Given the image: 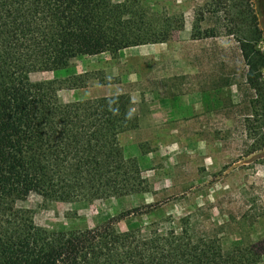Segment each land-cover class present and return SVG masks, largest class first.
<instances>
[{
  "label": "rangeland",
  "instance_id": "1",
  "mask_svg": "<svg viewBox=\"0 0 264 264\" xmlns=\"http://www.w3.org/2000/svg\"><path fill=\"white\" fill-rule=\"evenodd\" d=\"M246 2L262 31L259 47L264 50V0ZM141 3L163 25L172 21L165 42L78 56L63 68L23 71L9 80L35 83L84 76V86L61 84L56 91L60 103L128 95L130 122L119 143L140 168L142 191L75 200L32 192L0 198V207L51 231L92 228L139 207L146 212L114 227L120 232L136 229L142 236L179 229L182 217L189 216L192 229L218 235L226 255L241 250L248 264L262 262L264 110L246 82L247 66L236 36L230 34V2ZM262 77L264 81V70Z\"/></svg>",
  "mask_w": 264,
  "mask_h": 264
},
{
  "label": "trees",
  "instance_id": "2",
  "mask_svg": "<svg viewBox=\"0 0 264 264\" xmlns=\"http://www.w3.org/2000/svg\"><path fill=\"white\" fill-rule=\"evenodd\" d=\"M226 1L246 82L264 110L262 31L246 0ZM162 22L141 0H0V198L34 192L60 200L104 199L142 191L140 168L119 143L130 122L128 95L60 103L61 84L84 86V76L35 83L9 77L63 68L78 56L165 42L172 21ZM145 212L135 207L92 228L51 231L0 207V264L251 263L241 250L226 255L218 235L192 229L189 216L179 229L148 236L115 229Z\"/></svg>",
  "mask_w": 264,
  "mask_h": 264
},
{
  "label": "crops",
  "instance_id": "3",
  "mask_svg": "<svg viewBox=\"0 0 264 264\" xmlns=\"http://www.w3.org/2000/svg\"><path fill=\"white\" fill-rule=\"evenodd\" d=\"M256 264H264V261H262V262H259V263H256Z\"/></svg>",
  "mask_w": 264,
  "mask_h": 264
},
{
  "label": "flooded vegetation",
  "instance_id": "4",
  "mask_svg": "<svg viewBox=\"0 0 264 264\" xmlns=\"http://www.w3.org/2000/svg\"><path fill=\"white\" fill-rule=\"evenodd\" d=\"M264 70V69H263Z\"/></svg>",
  "mask_w": 264,
  "mask_h": 264
}]
</instances>
